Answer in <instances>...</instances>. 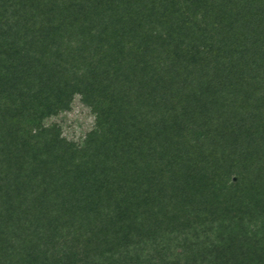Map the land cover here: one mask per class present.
I'll return each mask as SVG.
<instances>
[{"label":"trees","instance_id":"trees-1","mask_svg":"<svg viewBox=\"0 0 264 264\" xmlns=\"http://www.w3.org/2000/svg\"><path fill=\"white\" fill-rule=\"evenodd\" d=\"M0 264H264V0H0Z\"/></svg>","mask_w":264,"mask_h":264},{"label":"rangeland","instance_id":"rangeland-1","mask_svg":"<svg viewBox=\"0 0 264 264\" xmlns=\"http://www.w3.org/2000/svg\"><path fill=\"white\" fill-rule=\"evenodd\" d=\"M51 120L62 124L63 133L67 137L79 139L92 127L94 116L76 96L70 110L61 112Z\"/></svg>","mask_w":264,"mask_h":264}]
</instances>
